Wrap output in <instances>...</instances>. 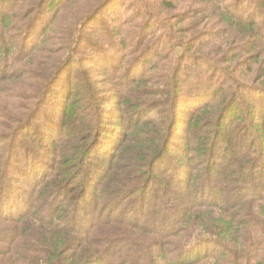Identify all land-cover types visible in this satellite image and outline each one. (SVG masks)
I'll use <instances>...</instances> for the list:
<instances>
[{
  "label": "trees",
  "instance_id": "1",
  "mask_svg": "<svg viewBox=\"0 0 264 264\" xmlns=\"http://www.w3.org/2000/svg\"><path fill=\"white\" fill-rule=\"evenodd\" d=\"M117 1L0 0V114L15 124L0 143L28 149L2 148L0 264H264V0H130L127 16ZM73 65L79 89L52 101ZM94 191L96 215L80 220ZM203 248L212 256L188 259Z\"/></svg>",
  "mask_w": 264,
  "mask_h": 264
},
{
  "label": "rangeland",
  "instance_id": "2",
  "mask_svg": "<svg viewBox=\"0 0 264 264\" xmlns=\"http://www.w3.org/2000/svg\"><path fill=\"white\" fill-rule=\"evenodd\" d=\"M32 0H28V2H30ZM95 1H98V0H86V2L84 3L85 5V8H87L88 6H90V4L92 2H95ZM101 1V0H100ZM148 5H149V8L150 9H156V4L157 2L155 0H146ZM129 2L130 0H118L117 1V5H120L124 8V13L123 15L127 16L129 15V10H128V7H129ZM126 8V9H125ZM37 7L35 5V3L33 5H30L29 7H27L25 10H27L26 14H27V17H30V16H33L34 15V12L36 11ZM41 9V8H40ZM131 11L133 10V8H130ZM92 10V9H91ZM90 10V11H91ZM89 11V12H90ZM111 11H107V12H104L100 15L99 17V21L97 22L98 24H101L102 22L103 23H107V22H111V23H114V19L112 18V15H111ZM88 12V13H89ZM49 33V31L47 32V34ZM90 34V33H89ZM91 36H88L86 35V41L88 42V40L91 41ZM105 49H108L109 50V53H111V50H110V47L107 48L105 46ZM82 51H85V53H87L88 51V47L87 45H83L82 47ZM155 52V50L153 51ZM85 53H81L83 54L82 56H87L89 54H85ZM172 57H173V54H172ZM129 59L128 56H126L123 60V65L127 62V60ZM139 62H142V63H146L147 62V59H142V60H139ZM148 62H151V63H154V62H157V59H155V55H152L151 58L148 60ZM148 68V66H147ZM146 68V69H147ZM69 75H65V77H61L59 80L60 82L58 84H55V87L53 88L54 90H52V93H54L53 95V98H52V101H56L58 99H63L65 98L66 95L69 94V92L71 91L70 88H72L73 86H75V88L78 90L79 87H78V82L76 83V80H74V78H76V76L79 75V71L77 70L76 68V65H73L70 69H69ZM97 74V73H96ZM144 74H147V72H145ZM69 76L71 78V80L69 79ZM58 80V81H59ZM70 80V81H69ZM68 83V84H67ZM71 83V84H69ZM69 86V87H68ZM77 86V87H76ZM105 86L101 84L97 85L95 88H93V94L92 95H95L96 97H100V98H103L105 99V97H108L109 95H112L113 92L111 91L110 87L109 86H106V88L104 89L103 91V95L100 94V91L104 88ZM18 90H16L17 92ZM75 93H73L74 95ZM18 94H16L15 96H12V98L16 97ZM1 99H4L2 95H0V101ZM156 98H152V100L150 101H155ZM18 104V105H17ZM20 100H18V98L15 99V101H13V105L16 106L17 105V112H20L19 110V107H20ZM62 104V103H61ZM60 104V105H61ZM59 105V107H60ZM30 110V109H29ZM60 114L58 113V109L54 106L52 108L50 107H46L45 109H43V112L37 117L35 123L33 121V130L35 131V124L38 125L41 123V121L45 118L47 121L49 120L50 121H55L57 119V117L59 116ZM149 118H153L154 120H159V117L155 114H150L148 115ZM0 123L2 124V128L0 131L4 132V131H7V127H13L15 124H9V125H6L5 124V115H2L0 114ZM7 126V127H6ZM26 134H28L27 136H23L22 140L23 141H26L28 144L31 143V141H33V137H34V133L30 130L26 131L25 132ZM24 133V134H25ZM13 138V137H12ZM12 140V139H11ZM5 142L3 143H0V158L3 157L2 154V148L4 147L5 145V148H4V154L6 155V151L8 150V147H9V151H13L12 154H11V158L12 160L14 159H25L27 158L26 154H28V149H24L23 147H19V146H15L14 149H13V145H8V142L10 140H5ZM20 143V142H19ZM7 144V145H6ZM26 153V154H25ZM45 163H51V155L49 154H46V156L40 158L36 163H26L24 166L22 164H19V166L21 167V171L24 172V169L26 171V174L28 172V168L30 170V173H32L36 168H39V165H42L45 164ZM50 166V165H49ZM44 168V167H43ZM29 173V172H28ZM14 174V175H13ZM10 175V179H11V188L10 189H13L17 192V194L20 195V197H22L24 195V185L22 184V177H20L19 175H15V173H13ZM71 189V192L70 193H66V196H64L63 198V203H64V206L67 204V199L69 201V198L71 197H75V199H78V196H76V194L79 193L80 191V187H78V182H76L74 185H71L70 188ZM83 189V187L81 188ZM3 193V190L1 191V195ZM150 197V196H149ZM148 197V198H149ZM231 197V196H230ZM100 199V195L98 194V192L96 193V191H94V195L92 197H86V199L83 201V203L81 204L83 207H84V215H80V220H83L84 219H87L88 218H91V216H94L96 215V207L99 205L98 204V201ZM228 201L230 200L228 197H227ZM22 202H20V206L22 207L21 205ZM28 204L30 205L29 209L28 210H21V208H17V209H13V215L14 216H17L19 214V212H22L24 214V217H28L31 213H32V210L36 207H37V200L34 201H29ZM126 204H124V202L118 206H116L112 211L111 210H108L107 211V216L108 215H111V217H115V215L118 214V211H121L122 208L125 207ZM86 214V215H85ZM70 218H73L72 214H70L69 216V219ZM1 219V218H0ZM64 222V221H63ZM95 223V221H93ZM7 224H4L2 222V220H0V227L3 228L5 227ZM95 225H98V224H95ZM13 227H16V231L20 229V226H21V223H17V225H12ZM99 226V225H98ZM13 231V230H12ZM5 233V232H4ZM3 233V234H4ZM14 236H15V239L17 241V237H18V231L14 233ZM173 245V243H172ZM171 243L168 245L167 248H171ZM174 246V245H173ZM5 247V246H3ZM175 247V246H174ZM211 249V248H210ZM0 250L3 252V248L0 244ZM15 253H17V250L14 251ZM172 254H169V259L171 258L172 262L174 261L175 257H177V253L176 251H174V249L171 251ZM212 250H207L206 248L202 249L201 251H199L198 253H196L195 255L191 256L190 258H188L189 260H192V261H195V260H199V259H196L197 257L200 258L201 260H203L206 256L207 253L211 254L212 256ZM200 260V261H201ZM198 262V261H197ZM108 263H109V260H108Z\"/></svg>",
  "mask_w": 264,
  "mask_h": 264
}]
</instances>
